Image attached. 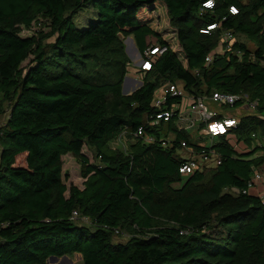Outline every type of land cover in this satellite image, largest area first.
Listing matches in <instances>:
<instances>
[{"label":"trees","instance_id":"obj_1","mask_svg":"<svg viewBox=\"0 0 264 264\" xmlns=\"http://www.w3.org/2000/svg\"><path fill=\"white\" fill-rule=\"evenodd\" d=\"M205 1L0 0V264L73 253L80 264H264V202L229 192L264 162V145L241 151L220 136L212 145L220 163L182 175L179 141L198 149L189 134L173 118L146 124L156 88L170 81L195 95L247 93L258 115L237 117L229 132L235 141L264 137V0ZM86 8L93 17L77 27L72 17ZM158 8L175 47L122 92V39L130 36L139 54L150 43L169 45L149 24ZM36 19L48 31L19 35ZM139 125L152 142L132 137ZM121 132L130 139L125 151L109 145ZM64 154L80 164V187L63 182ZM73 209L89 222L70 219Z\"/></svg>","mask_w":264,"mask_h":264},{"label":"built area","instance_id":"obj_2","mask_svg":"<svg viewBox=\"0 0 264 264\" xmlns=\"http://www.w3.org/2000/svg\"><path fill=\"white\" fill-rule=\"evenodd\" d=\"M211 5V0H207L202 3L203 7H211ZM228 11L230 13H235L236 9L233 6H230ZM32 23L33 22H31V24ZM215 27L216 23L210 24L201 31L205 32ZM231 43V35L229 32L224 31L219 39L220 47H223V50H227L230 48ZM168 47L173 49L170 45L154 42L148 44L143 49L141 54L137 51V72L149 70L153 58L163 53ZM212 54H207L204 57L205 65L211 60ZM236 54L239 56L238 51ZM167 97L175 98L176 100H171L167 103ZM182 98L187 100V103L185 104V113L180 112ZM207 102H212L220 108L232 107L237 103L239 108L243 107L247 109L249 111L248 114L258 115L256 108L258 104L257 100L250 99L247 93L244 92L229 93L213 90L208 95H195L187 92L179 83L165 81L156 88L152 96L151 105L154 107L156 112L153 116L146 119V124L148 126H152L157 124L159 121H166L169 118H173L175 125L187 132L189 134V141L194 143L198 148L195 150V147L192 144L182 140L179 141V153L183 151L184 155H181L180 153L183 160L179 164L177 170L182 175H187L194 170L201 171L218 165L221 158L212 145L215 143L216 138L220 136L225 137L230 128L234 127L237 123V117L221 112L219 113L217 110L209 109ZM124 134L125 132H121L117 139H122ZM130 134L132 137L141 138L144 142L153 141L152 136L147 135L144 132L142 125L137 126L135 130L130 132ZM169 139L170 138L167 137L164 140H161V145L168 144ZM208 139L209 144H206V141L204 140ZM258 155L264 159V150H260ZM253 186L256 188L257 192L255 195L257 198L264 202V168L259 169L254 167L250 177L246 181L245 187L242 189L231 188L229 192L245 193ZM69 218L79 220L86 224L89 222L87 217L79 216L75 209L71 210Z\"/></svg>","mask_w":264,"mask_h":264},{"label":"rangeland","instance_id":"obj_3","mask_svg":"<svg viewBox=\"0 0 264 264\" xmlns=\"http://www.w3.org/2000/svg\"><path fill=\"white\" fill-rule=\"evenodd\" d=\"M246 1V0H242ZM156 12V10L154 11ZM157 16L151 20L150 27L151 29L156 32L162 39L168 40L169 44L171 43V30L167 23V18L165 15V12L162 8H158L156 12ZM92 10L91 9H84L82 11H78L73 17L72 21L77 26H85L87 21L92 18ZM38 31H41L42 33H45L48 31L47 21H44L43 19H36L33 21V23L30 25L29 28L24 29L22 28L19 35L21 36H28L32 34H37ZM126 40L122 39V42L124 44V50L128 57V66H127V72L124 75L126 77L125 82H123L122 90L123 91H131L132 89L137 87L138 82H141V78L139 73L137 72L138 68V62H137V50L136 47L130 42L129 39H132L130 36L125 37ZM129 38V39H127ZM51 39L47 38L45 41H49ZM246 43L247 47L252 49L253 44L248 41L247 39L241 38ZM133 42V40H132ZM174 44V43H172ZM171 45V44H170ZM175 45H171L172 48H174ZM179 57V56H178ZM181 59V58H180ZM181 61H183L181 59ZM27 60H24L21 65L24 66L26 64ZM187 103V100L185 98H182L180 112L185 113V104ZM5 107V103H3ZM208 108L217 110L219 113L228 114L231 116L239 117L241 114L244 113L243 110H241L239 107L232 106V107H226V108H220L217 107L212 102H207ZM7 111L5 110L4 113L0 114V125H2L3 118L5 117ZM226 138L229 139V141L232 143L233 146L236 147V149L241 151H250L254 145H264V137L260 134L259 131H256L254 139H249L248 141L239 140L235 141L236 137L233 133H226ZM130 139L122 138L118 141H112L111 147H115L119 150L125 151L126 147L129 143ZM206 141V144H209V139L204 140ZM86 154V150H83ZM258 150L256 153L257 154ZM181 155H184L183 151L180 152ZM249 156L251 154H248ZM80 164L72 155L70 154H64L61 156V173L63 176V182L67 185L68 183H72L76 186L81 185V181L83 178L80 175ZM249 194H256V188L253 186L248 189ZM76 222L81 223V221L76 220ZM218 231V230H217ZM125 239L123 236H113V241H123ZM75 255H78L77 253H73L71 255H64L60 257H53L52 259L47 261V264H80V259H76Z\"/></svg>","mask_w":264,"mask_h":264},{"label":"crops","instance_id":"obj_4","mask_svg":"<svg viewBox=\"0 0 264 264\" xmlns=\"http://www.w3.org/2000/svg\"><path fill=\"white\" fill-rule=\"evenodd\" d=\"M156 12H157V10H156ZM157 14V13H156ZM157 16V15H156ZM156 16H154V18L156 17ZM132 40V39H131ZM173 42H172V40H171V45H172V47H173V45H175V44H172ZM169 44V45H170ZM170 45V46H171ZM175 47V46H174ZM241 110H243L244 111V113L243 114H241L240 116H242V115H246V114H248V110L247 109H245V108H243V107H241L240 108ZM7 114V113H6ZM263 114H264V111H263ZM5 117H6V115H5ZM5 117L3 118V121H2V123L4 122V119H5ZM257 167V166H256ZM257 168H259V169H263L264 168V162H262V163H260L259 164V166L257 167ZM75 257H76V259H80V256H79V254L78 255H75ZM46 264H47V262H46Z\"/></svg>","mask_w":264,"mask_h":264},{"label":"water","instance_id":"obj_5","mask_svg":"<svg viewBox=\"0 0 264 264\" xmlns=\"http://www.w3.org/2000/svg\"><path fill=\"white\" fill-rule=\"evenodd\" d=\"M127 39H129V38H127ZM125 40H126V38H124V41H125ZM129 40H130V42L134 45V43L132 42V40H131V39H129ZM125 80H126V77L124 76V77H123V80H122V85H123V82H125ZM140 83H141V82H138L137 86H139ZM121 90H122V88H121ZM122 92H125V91L122 90ZM53 257H55V256H48V257L46 258V261H45V262H47L48 260L52 259Z\"/></svg>","mask_w":264,"mask_h":264}]
</instances>
